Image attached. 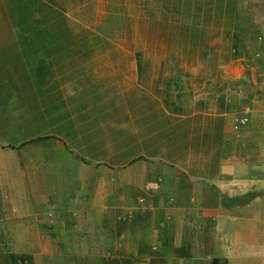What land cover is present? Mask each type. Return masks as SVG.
Listing matches in <instances>:
<instances>
[{"label": "crops", "instance_id": "obj_1", "mask_svg": "<svg viewBox=\"0 0 264 264\" xmlns=\"http://www.w3.org/2000/svg\"><path fill=\"white\" fill-rule=\"evenodd\" d=\"M201 5V52L162 79L86 73L99 67L55 42V264H264V0ZM24 259L53 264V41L14 37L0 264Z\"/></svg>", "mask_w": 264, "mask_h": 264}, {"label": "rangeland", "instance_id": "obj_2", "mask_svg": "<svg viewBox=\"0 0 264 264\" xmlns=\"http://www.w3.org/2000/svg\"><path fill=\"white\" fill-rule=\"evenodd\" d=\"M202 2L55 0V42L64 47L59 56L90 59L99 69L86 73H107L118 82L120 74L114 72L154 73L159 79L178 74L182 56H194L197 47L201 52L194 26L203 23ZM0 28V41H53V0H0Z\"/></svg>", "mask_w": 264, "mask_h": 264}, {"label": "built area", "instance_id": "obj_3", "mask_svg": "<svg viewBox=\"0 0 264 264\" xmlns=\"http://www.w3.org/2000/svg\"><path fill=\"white\" fill-rule=\"evenodd\" d=\"M233 121L237 124H245L249 121V116H248V113L244 112H235L233 114ZM143 198H140L139 199V202H143ZM160 225H163V222L160 223ZM21 264H28V261L26 259H24ZM138 264H142V263H138Z\"/></svg>", "mask_w": 264, "mask_h": 264}, {"label": "bare ground", "instance_id": "obj_4", "mask_svg": "<svg viewBox=\"0 0 264 264\" xmlns=\"http://www.w3.org/2000/svg\"><path fill=\"white\" fill-rule=\"evenodd\" d=\"M179 165V164H178Z\"/></svg>", "mask_w": 264, "mask_h": 264}]
</instances>
